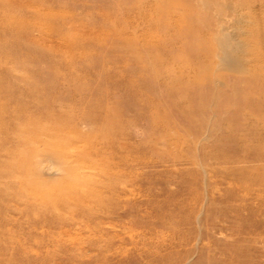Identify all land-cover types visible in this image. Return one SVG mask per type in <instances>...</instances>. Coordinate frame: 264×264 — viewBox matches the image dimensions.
I'll use <instances>...</instances> for the list:
<instances>
[{"label":"rangeland","instance_id":"rangeland-1","mask_svg":"<svg viewBox=\"0 0 264 264\" xmlns=\"http://www.w3.org/2000/svg\"><path fill=\"white\" fill-rule=\"evenodd\" d=\"M0 114V264H264V0H0Z\"/></svg>","mask_w":264,"mask_h":264},{"label":"bare ground","instance_id":"bare-ground-1","mask_svg":"<svg viewBox=\"0 0 264 264\" xmlns=\"http://www.w3.org/2000/svg\"><path fill=\"white\" fill-rule=\"evenodd\" d=\"M50 95H51V94H50ZM52 95H53V94H52ZM29 96H31V95H29ZM32 97H33V96H32ZM29 100H30V99H29ZM29 100H28V101H29ZM40 100H41V99H40ZM50 100H51V99H50ZM53 100H54V99H53ZM43 101H44V99H43ZM35 102H36V101H35ZM29 103H30V102H29ZM29 103H28V104H29ZM42 104H43V103H42ZM42 104H41V105H42ZM6 105H8V104L6 103ZM49 109H50V108H49ZM53 109H54V108H53ZM1 110H2V109H1ZM25 111H26V110H25ZM54 111H55V110H54ZM2 112H3V111H2ZM54 113H55V112H54ZM0 115H1V114H0ZM54 115H55V114H54ZM20 116H21V115H20ZM21 117H22V116H21ZM10 118H11V117H10ZM6 119H7V118H6ZM2 120H4V119H2ZM2 122H3V121H2ZM23 131H24V130H23ZM25 131H26V130H25ZM4 132H5V131H4ZM15 132H16V131H15ZM37 132H38V131H37ZM26 133H27V132H26ZM15 135H16V134H15ZM11 136H12V134H11ZM23 141H24V140H23ZM26 141H27V140H26ZM22 146H23V145H22ZM39 160H40V159H39ZM0 161H1V160H0ZM41 161H42V160H40V162H41ZM47 163H48V162H47ZM43 167H44V166H43ZM50 168H51V169H50ZM52 168H53V166H50L49 168H45V169H44L45 173H47V174H51V173H53L54 171L52 172ZM43 173H44V172H43ZM48 176H49V175H48Z\"/></svg>","mask_w":264,"mask_h":264}]
</instances>
